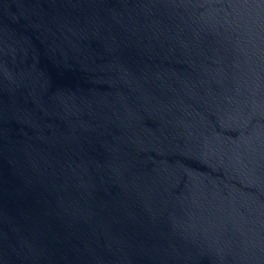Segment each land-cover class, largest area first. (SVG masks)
Instances as JSON below:
<instances>
[{
	"label": "water",
	"instance_id": "95a60500",
	"mask_svg": "<svg viewBox=\"0 0 264 264\" xmlns=\"http://www.w3.org/2000/svg\"><path fill=\"white\" fill-rule=\"evenodd\" d=\"M0 264H264V0H0Z\"/></svg>",
	"mask_w": 264,
	"mask_h": 264
}]
</instances>
